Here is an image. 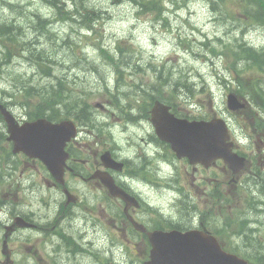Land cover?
Masks as SVG:
<instances>
[{
  "label": "clouds",
  "instance_id": "obj_1",
  "mask_svg": "<svg viewBox=\"0 0 264 264\" xmlns=\"http://www.w3.org/2000/svg\"><path fill=\"white\" fill-rule=\"evenodd\" d=\"M61 5L67 18L44 0H0V20L14 24L20 49L9 57L8 47L0 44V139L13 134L16 122L33 119L37 104L44 103L43 119H78L90 145L107 152L114 167L109 175L93 178L94 154L90 156L73 175L68 187L77 199L62 214L65 192L48 183V173L0 151V235L11 232L13 248L7 264H139L135 252L141 238L120 230L121 200L130 205L138 201V219L149 228L183 231L205 222L224 234L233 250L254 261L264 256V170L242 178L235 201L221 199V205H235L234 219L244 226L242 231L226 230L223 211L207 212L205 201L213 196L208 180L214 174L195 181L204 186L203 194L191 187L183 178L186 169L169 155L163 137L156 136L157 112L148 117L149 102L160 100L184 119L207 120L211 106L200 102L202 93L217 99L219 108L229 91L239 90L237 74L257 72L251 57L264 58V17L224 20L210 10L208 0L196 6L202 13L198 20L193 19L191 0H164L159 18L142 13L136 0H122L118 6L60 0L57 7ZM83 8L100 14L85 22ZM39 21L46 22L43 34ZM259 78V90H264V75ZM243 95L252 103L249 92ZM156 107L164 116L167 109L159 103ZM255 110L264 122V109ZM217 125L213 121L198 127L212 130L226 149L228 135H216ZM233 126L230 143L255 156L251 133L239 122ZM47 129L52 135L53 128ZM63 139L55 137L54 146ZM159 192L166 196L158 206L150 193ZM20 220L36 228L13 230ZM53 224L56 230L48 231ZM32 244L38 245L34 255L25 251ZM216 254L202 258L219 259Z\"/></svg>",
  "mask_w": 264,
  "mask_h": 264
},
{
  "label": "rangeland",
  "instance_id": "obj_2",
  "mask_svg": "<svg viewBox=\"0 0 264 264\" xmlns=\"http://www.w3.org/2000/svg\"><path fill=\"white\" fill-rule=\"evenodd\" d=\"M219 1V2H218ZM208 2L214 3L216 8L214 12H220L222 14V19L224 20H228V19H233L231 17L232 14H240L243 11V5L236 3L232 0H208ZM192 3V12H193V19L194 20H198L201 16L202 13L200 12V10L196 7L199 3L200 0H191ZM113 6H118V5H113ZM239 8L240 11H235V9ZM212 10V9H210ZM43 11V10H41ZM213 11V10H212ZM168 25V21L164 20V26L167 27ZM41 34L44 33V30H40L39 31ZM121 47H123V42H121ZM9 52H11L13 55L18 54V49H15L13 47L10 48ZM10 53V56H11ZM228 56V54H226V57ZM171 62L175 63V58L173 57H169L168 58ZM138 87V85L136 86ZM200 102L203 103L206 106H211L210 107V115L213 114V112L221 110V111H225V108H227L226 103L223 102V105L220 106L219 108L217 107V105L219 104V101L217 99L212 98L210 95L206 94V93H202L201 98H200ZM220 179H224L223 176L219 177Z\"/></svg>",
  "mask_w": 264,
  "mask_h": 264
},
{
  "label": "flooded vegetation",
  "instance_id": "obj_3",
  "mask_svg": "<svg viewBox=\"0 0 264 264\" xmlns=\"http://www.w3.org/2000/svg\"><path fill=\"white\" fill-rule=\"evenodd\" d=\"M77 148H78V146L75 145V144H72L71 147H70V156H69V159L67 160V165L65 167V174L66 175H68V174L69 175H74L76 170L78 168H80V166H81V164H78V163L74 164L75 161H82V160L77 158ZM28 162L35 168H40V169H42L44 171L46 170L45 166L42 163L41 164L40 163L36 164L35 161H32V162L28 161ZM92 162L94 164V170L91 173L93 178L105 177V176L109 175L113 171L112 169L108 168L109 166L106 165V163L103 161V158H101V156H99L98 154H96L94 156V159H93ZM50 175L48 174L49 179L53 180V178H54L56 180L55 177H53L51 175L53 177V178H51ZM52 183H53L54 186H58V184L54 180H53ZM121 204H122V208L125 211L130 209V208L132 209V206L129 203H127L126 201H124V200H121Z\"/></svg>",
  "mask_w": 264,
  "mask_h": 264
},
{
  "label": "trees",
  "instance_id": "obj_4",
  "mask_svg": "<svg viewBox=\"0 0 264 264\" xmlns=\"http://www.w3.org/2000/svg\"><path fill=\"white\" fill-rule=\"evenodd\" d=\"M44 2L47 3V4H50V5L53 6V7H56V8H57L58 16L63 17V18H64V17L67 18V17H66V13L63 12V11H64L63 6L61 5V6L57 7V5L60 4V0H44ZM45 23H46V22H44V21H39V22H38L37 28L39 29V31H40V30H44V25H45ZM9 31H10V30H9ZM9 31H7V28H6L5 24H0V33H1L3 36H6L5 33H6V32H9ZM6 37H7V36H6ZM10 38H12V39H13V42L16 43V37H15L14 35H13L12 37H10Z\"/></svg>",
  "mask_w": 264,
  "mask_h": 264
},
{
  "label": "bare ground",
  "instance_id": "obj_5",
  "mask_svg": "<svg viewBox=\"0 0 264 264\" xmlns=\"http://www.w3.org/2000/svg\"><path fill=\"white\" fill-rule=\"evenodd\" d=\"M45 3V2H44ZM47 4V3H46ZM9 32H11V31H9ZM15 32H18V30L17 29H15Z\"/></svg>",
  "mask_w": 264,
  "mask_h": 264
}]
</instances>
